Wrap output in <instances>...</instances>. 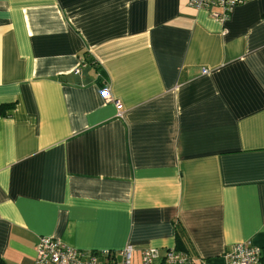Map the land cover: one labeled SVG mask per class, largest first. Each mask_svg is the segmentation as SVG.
<instances>
[{
	"label": "crops",
	"instance_id": "crops-1",
	"mask_svg": "<svg viewBox=\"0 0 264 264\" xmlns=\"http://www.w3.org/2000/svg\"><path fill=\"white\" fill-rule=\"evenodd\" d=\"M187 1L0 0L6 264L41 236L134 262L264 251V0L224 22Z\"/></svg>",
	"mask_w": 264,
	"mask_h": 264
},
{
	"label": "built area",
	"instance_id": "built-area-1",
	"mask_svg": "<svg viewBox=\"0 0 264 264\" xmlns=\"http://www.w3.org/2000/svg\"><path fill=\"white\" fill-rule=\"evenodd\" d=\"M248 0H188L187 4L202 9L219 22H224L235 6ZM206 72V70H203ZM104 101H111L108 90H101ZM119 106L118 101H114ZM133 248L126 245L119 251L108 249L89 250L68 246L53 237L41 236L35 247V257L31 264H204L199 257L194 258L188 251L167 248L160 252L147 247L140 250L137 262L132 259ZM262 249L247 241L233 244L223 253L224 264H257Z\"/></svg>",
	"mask_w": 264,
	"mask_h": 264
},
{
	"label": "trees",
	"instance_id": "trees-1",
	"mask_svg": "<svg viewBox=\"0 0 264 264\" xmlns=\"http://www.w3.org/2000/svg\"><path fill=\"white\" fill-rule=\"evenodd\" d=\"M10 106H11L10 104L0 105V114L3 113L4 108H8ZM175 227H176V236L179 238V235H180L182 228H181L179 223H176ZM181 250H184V249H181ZM0 264H6V262L3 260V258L1 256H0ZM258 264H264V251H262V254H261V257L259 258Z\"/></svg>",
	"mask_w": 264,
	"mask_h": 264
}]
</instances>
